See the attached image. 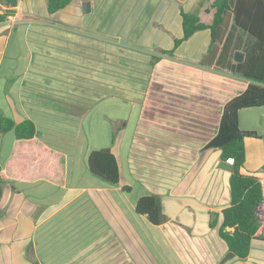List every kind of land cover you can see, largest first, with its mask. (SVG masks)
<instances>
[{
    "label": "crops",
    "instance_id": "crops-1",
    "mask_svg": "<svg viewBox=\"0 0 264 264\" xmlns=\"http://www.w3.org/2000/svg\"><path fill=\"white\" fill-rule=\"evenodd\" d=\"M83 1L49 13L45 0H18L0 21V116L35 127L25 141L0 132V264H264V105L238 111L256 133L244 169L263 194L244 258L218 232L232 160L205 147L249 83L240 71L253 38L230 17L204 65L209 29L174 39L181 9L212 22L211 0H87L88 12ZM100 148L116 157L115 184L87 167ZM146 195L159 196L162 223L135 211Z\"/></svg>",
    "mask_w": 264,
    "mask_h": 264
},
{
    "label": "trees",
    "instance_id": "trees-1",
    "mask_svg": "<svg viewBox=\"0 0 264 264\" xmlns=\"http://www.w3.org/2000/svg\"><path fill=\"white\" fill-rule=\"evenodd\" d=\"M74 0H45L49 13H54ZM5 11L0 13V21H4L18 0H0ZM214 9L210 24L201 22L199 17L180 10L183 35L174 39V48L188 39L198 30L209 29L211 43L203 55L201 63H215L220 45L227 33L230 17L234 25L253 38V43L241 64L240 76L249 80L244 90L227 100L218 121L213 137L206 143V148L220 150L221 159H231L229 176L230 203L221 212L218 228L220 237L225 241L231 257L244 258L248 255L252 239L257 230L256 208L263 200L262 185L259 176L245 171L244 138L255 135L254 131L241 130L238 124V111L264 105V0H211ZM173 49L164 51L172 53ZM237 65V64H236ZM235 73V64L230 66ZM13 130L15 137L25 141L31 139L35 132L34 123L24 120L18 124L8 116H0V132ZM90 172L102 180L115 184L119 180V167L116 157L110 148L91 151L87 157ZM3 181L0 165V199ZM135 211L146 214L153 224L162 223L161 201L157 195H146L138 199ZM229 228V230H226ZM37 264V263H31Z\"/></svg>",
    "mask_w": 264,
    "mask_h": 264
},
{
    "label": "water",
    "instance_id": "water-1",
    "mask_svg": "<svg viewBox=\"0 0 264 264\" xmlns=\"http://www.w3.org/2000/svg\"><path fill=\"white\" fill-rule=\"evenodd\" d=\"M89 7H90L89 1L86 0V1L82 2V11L83 12H88ZM4 10H5V8L2 5H0V12H3ZM243 57H244V55L242 52L236 51L234 54V60L237 62H241L243 60Z\"/></svg>",
    "mask_w": 264,
    "mask_h": 264
},
{
    "label": "built area",
    "instance_id": "built-area-1",
    "mask_svg": "<svg viewBox=\"0 0 264 264\" xmlns=\"http://www.w3.org/2000/svg\"><path fill=\"white\" fill-rule=\"evenodd\" d=\"M229 160H231V159H229Z\"/></svg>",
    "mask_w": 264,
    "mask_h": 264
},
{
    "label": "rangeland",
    "instance_id": "rangeland-1",
    "mask_svg": "<svg viewBox=\"0 0 264 264\" xmlns=\"http://www.w3.org/2000/svg\"><path fill=\"white\" fill-rule=\"evenodd\" d=\"M236 52V51H235ZM235 54V53H234Z\"/></svg>",
    "mask_w": 264,
    "mask_h": 264
}]
</instances>
